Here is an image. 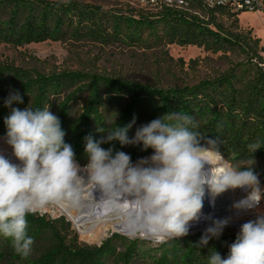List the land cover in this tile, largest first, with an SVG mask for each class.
<instances>
[{
    "label": "trees",
    "instance_id": "obj_1",
    "mask_svg": "<svg viewBox=\"0 0 264 264\" xmlns=\"http://www.w3.org/2000/svg\"><path fill=\"white\" fill-rule=\"evenodd\" d=\"M198 9L199 15L173 9L141 10L137 19H126V23L134 35L146 31L155 43L197 46L213 53H226L234 44L243 45L247 36L238 32L239 14L220 8ZM223 18L232 20L228 27ZM122 23V19L114 20L113 33L119 32ZM108 25L93 8L73 1L62 4L0 0V44L22 47L60 40L67 31L103 40L108 37ZM248 35L251 41L250 32ZM259 43L255 39L253 46L247 44L251 57L217 77L166 89L81 71L42 74L0 62V136L7 135L4 121L12 108L24 110L30 106L43 110L56 103L64 140L72 146L75 160L83 161L88 159L85 137L89 135L101 141L110 130L131 125L127 132L130 139L139 120L145 125L169 113L183 112L194 118L196 127L192 130L205 149L220 154L232 168L243 165L264 175V71L258 65L264 62L260 54L264 48ZM15 92H19L23 102L6 107L5 101ZM76 100L81 101L80 112L72 119L71 105ZM109 105L118 107L113 126H108L104 113ZM253 143L261 147L254 153L249 149ZM126 146L118 140L100 144L105 150L111 149L113 156L116 152H125ZM153 151L145 149L142 143L136 144L130 150L131 162L136 163L139 155H152ZM253 161H260L263 166L255 169ZM27 221L28 235L34 238V245H41L43 249L26 264H139L144 257H148V264H208L207 257L214 250L227 258L229 247L236 239V235L221 234L200 246L206 232L201 231L162 243L152 249L156 254L151 255V252L144 253L137 241L120 235L111 236L100 246H82L64 218L50 220L30 214ZM15 256L11 241L0 236V264H14Z\"/></svg>",
    "mask_w": 264,
    "mask_h": 264
},
{
    "label": "clouds",
    "instance_id": "obj_2",
    "mask_svg": "<svg viewBox=\"0 0 264 264\" xmlns=\"http://www.w3.org/2000/svg\"><path fill=\"white\" fill-rule=\"evenodd\" d=\"M13 102H23L19 92L10 94L5 106ZM4 123L6 142L20 164L0 155V236L11 241L17 255L27 258L34 245L27 232V216L50 204L78 206L85 182L72 146L64 140L61 121L49 107L12 108ZM129 127H116L101 141L85 137L88 164L83 171L88 174L87 184L102 194L97 202L110 204L118 214L125 213L131 230L156 242L188 235L189 222L203 207L205 184L214 196L229 188H251L248 196L234 205L238 210L251 209L264 198L252 167H226L219 173L213 169L210 178L205 175L203 165L209 161L202 156L205 146L192 130L196 124L190 115L169 113L137 128L131 139L127 136ZM112 140L122 145L142 143L154 151L133 164L128 154L116 152L113 156L111 149L100 147ZM260 148L259 143L249 145L252 153ZM228 223L227 219L214 221L200 246L218 238ZM207 259L208 264H264V217L241 225L227 258L214 250Z\"/></svg>",
    "mask_w": 264,
    "mask_h": 264
},
{
    "label": "rangeland",
    "instance_id": "obj_3",
    "mask_svg": "<svg viewBox=\"0 0 264 264\" xmlns=\"http://www.w3.org/2000/svg\"><path fill=\"white\" fill-rule=\"evenodd\" d=\"M49 3H67L69 1L76 2L81 6L93 8L102 20L109 22L108 37L106 39H93L82 36L72 35L67 31L60 40H49L42 43H32L22 47H15L10 44H0V62L12 63L15 67L36 71L42 74H51L64 70L81 71L93 74H102L106 76L119 77L136 81L142 84H147L155 88H174L183 87L186 85H194L201 80L211 79L219 76L234 66L241 65L251 57L250 49L247 44L253 46V40L259 39V47L264 48V13H242L238 16V32L247 36L242 46L234 44L233 47L226 53H213L206 51L197 46H179L176 44L167 45L165 43H155L149 39L146 31L136 33L132 27H127L126 19H137L141 13V9L137 6L136 0H42ZM122 19L123 23L118 33H113L114 20ZM224 25L228 27L232 20L223 18ZM248 32L251 34V41L248 40ZM264 57V52L260 53ZM242 73V71H241ZM240 73V74H241ZM243 74V73H242ZM241 74V75H242ZM59 101H57L58 103ZM56 103L49 107V110L58 117V109ZM81 101L76 100L71 105L70 116L74 119L80 112ZM118 112L117 106H107L104 113L107 117L108 126H113ZM144 125V121L139 120L131 138L134 137L137 128ZM7 135L0 136V154L9 152L13 154V150L6 142ZM130 138V139H131ZM136 144H127L125 152L130 155V150ZM206 151L207 149L204 148ZM210 151V150H208ZM217 155V161L224 162L228 167H231L220 154L210 151ZM144 156V153L139 155V161L150 157ZM137 157V158H138ZM219 158V160H218ZM81 168L80 176L85 179L88 174L83 171L88 164V159L77 161ZM137 163V162H136ZM133 163V164H136ZM263 166L260 161L254 163V168L259 169ZM237 169H245L243 165ZM258 176L260 187L264 190V175L255 171ZM91 185H82L81 194ZM241 188H237L235 198L241 193ZM232 200L233 202L235 201ZM264 203V198H262ZM233 202L226 201L222 203V210L227 208L232 209ZM233 203V204H232ZM224 206V207H223ZM264 206V204H263ZM68 211H64L58 204H50L41 212L39 216L54 220L64 218L70 224V230L77 238L78 244L82 246H100L105 240L113 235H120L129 240L137 241L138 246L143 252H152L153 248H158L162 243L171 239H164L161 242H156L151 236L140 232L130 233L117 229L113 223L102 222L96 226L85 224L81 232V228L75 225L69 217V213H75L78 208L68 207ZM220 209V207H219ZM264 212V207H263ZM221 211L216 214V220L222 218ZM226 213V211H225ZM213 222L206 226H213ZM205 226V225H201ZM189 231L190 236L201 231H206L209 227ZM200 228V229H198ZM221 234L237 233L233 229H223ZM43 246L34 245L30 256L27 258L16 254L14 264H26L35 259L42 251ZM158 250V249H155ZM158 254V253H157ZM144 256V254H143ZM148 257L142 258L139 264H148Z\"/></svg>",
    "mask_w": 264,
    "mask_h": 264
},
{
    "label": "bare ground",
    "instance_id": "obj_4",
    "mask_svg": "<svg viewBox=\"0 0 264 264\" xmlns=\"http://www.w3.org/2000/svg\"><path fill=\"white\" fill-rule=\"evenodd\" d=\"M0 155H4L5 158L9 159L12 163L20 164V161L16 159L14 154L5 152ZM202 156L204 157V159L211 162V163L205 162L203 165V171L205 175L209 178L212 175L213 169L215 173H219V172H222L226 167H228L224 162H220V161L218 162L217 155L213 154L212 152L208 150L206 151L204 150L202 152ZM81 174L83 173L80 172L79 175ZM83 180L85 182V185H88L87 184L88 176H86L85 179ZM86 192H87V196H85L84 198L83 197L80 198L79 204L77 206L78 210L75 213H69L70 215L69 217L73 220L76 226L81 228V232H86V230H83L85 224H91V227L92 226L94 227L102 222L113 223L117 229H122L123 231H127L130 233L136 232V231L131 230L130 227L128 226V218L125 213L122 212L118 214L113 211L112 206L110 204L97 202L101 199V195H102L98 189H93V187H91ZM204 192H205L204 197L210 202L213 210L209 215H204V214L199 213L198 217L195 220L189 222V231L197 230L196 228L200 227L201 225H205V226H201V228L209 227L206 225L209 223H212L213 220L215 221L217 212L218 211L223 212L222 203H226V201L228 200L230 201V205H231V202H233L232 200H234L235 195L237 193V188H234V189L229 188L225 192L214 196L209 186L205 184ZM84 195H85V191L81 194V196H84ZM58 205L64 211H68L67 206L62 205V204H58ZM123 207L124 209H127L128 205L125 204ZM224 215L222 213V216ZM137 232H140V231H137Z\"/></svg>",
    "mask_w": 264,
    "mask_h": 264
},
{
    "label": "built area",
    "instance_id": "obj_5",
    "mask_svg": "<svg viewBox=\"0 0 264 264\" xmlns=\"http://www.w3.org/2000/svg\"><path fill=\"white\" fill-rule=\"evenodd\" d=\"M137 6L146 12H157L163 9H173L183 11L189 14L199 15V9L212 10L216 8L225 9L232 14L242 13H264V0H136ZM258 63L257 59L253 60ZM258 65L264 71V62H259ZM251 188L245 186L241 188V194L238 195L232 209H223V215L220 220L227 219L229 223L225 229H233L238 234L243 223L250 220L254 221L258 217H264L263 201L258 205L247 210H238L234 205L242 199H245ZM226 211V213H225ZM223 228V229H224Z\"/></svg>",
    "mask_w": 264,
    "mask_h": 264
},
{
    "label": "water",
    "instance_id": "obj_6",
    "mask_svg": "<svg viewBox=\"0 0 264 264\" xmlns=\"http://www.w3.org/2000/svg\"><path fill=\"white\" fill-rule=\"evenodd\" d=\"M212 210H213V208H212V205L210 204V202L205 197H203V207H202L200 213L204 214V215H209L212 212Z\"/></svg>",
    "mask_w": 264,
    "mask_h": 264
}]
</instances>
